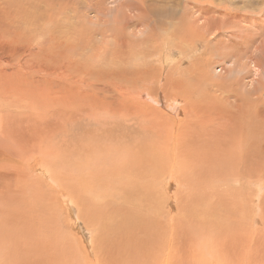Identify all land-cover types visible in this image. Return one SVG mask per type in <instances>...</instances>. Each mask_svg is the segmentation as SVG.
<instances>
[{
    "label": "rangeland",
    "instance_id": "374dc122",
    "mask_svg": "<svg viewBox=\"0 0 264 264\" xmlns=\"http://www.w3.org/2000/svg\"><path fill=\"white\" fill-rule=\"evenodd\" d=\"M92 1L0 0V157L6 149H10L13 152L10 154L7 151L6 154L13 158L11 164H18L20 161L15 158L26 150L28 142L30 144V153L22 164L28 168L27 179L22 183L25 190L22 198V186L15 185L12 178L9 179L14 172L13 175L11 172L5 173L9 181L0 182V224H4L5 216L6 222H9V217L10 221L15 220V224L9 222L15 228L9 223H5L9 225H3V228L0 225V246L4 245L0 247V264H264V183L259 181L260 173H252L250 183L244 180L248 174L217 173L212 170L198 173L200 166L186 168L190 172L185 169L187 174L183 175L187 180L182 178L180 181L172 174V171H176L172 169L175 165L172 151L179 143L173 142V138L177 141L181 133L188 134L194 129L180 123L185 113L205 112L198 117L199 121L211 118L216 111V116H212L215 119H212L217 120L208 125L206 132L222 130L238 115L249 125L257 143L264 138V116L261 117L263 122L254 116L249 118L247 112L242 111L241 102V99H247L245 96L256 87L258 80H261L264 100V62L260 63V60L264 61V0H96L100 12L105 14L89 10ZM89 18L96 20L99 26L90 24ZM103 21L108 26L112 25L106 28L101 25ZM43 26L46 27L42 29ZM99 30L104 31L103 37ZM120 30L124 31L126 37L123 35L122 38L128 43L126 55L122 54L127 59L124 58L126 61L122 62H125L126 69H132L129 73L138 69L143 76L146 65L158 71L157 75L154 72L146 76L149 81L145 84L139 82L145 87L141 89L145 91L144 98L110 87L105 91L102 87L72 90L69 80H62L61 72L66 71L65 67L70 62H76L78 66L72 65L77 66V73L82 79L84 74L91 80L104 77L101 70H108L109 66L105 65L104 60L98 61L96 56L110 58L111 54L103 56L101 52L110 50L111 53V48H117L116 42H122L116 39ZM75 31L81 32L82 36ZM235 34L240 37L235 38ZM72 38L81 44L77 45L73 40V45L69 46ZM194 43L197 52L194 51ZM65 44L68 45L67 49ZM137 44V47H130ZM170 44L173 49H169ZM25 45H29L26 55H38L34 58L25 56L30 61L29 66L20 67L22 62L19 63L18 59L16 63L6 60L5 57L11 59L10 56H14L16 51L22 52L21 46ZM155 45L157 54L151 48ZM69 47L76 49L72 51L73 48ZM258 49L261 51L258 52ZM147 50H152V53ZM95 51L96 54L93 53ZM63 53L65 55L62 56ZM229 53L240 55L246 65L248 78L242 87L237 88V78L243 74H238L240 68L236 65L235 57ZM166 56L171 60L168 64ZM185 56L197 57L202 66L208 67L207 79L214 87L204 81L194 84L192 76L188 84L192 86V91L200 88V95L196 92L198 94L193 96L194 101L200 100L197 104L182 107L185 104L182 98L173 100L174 90L165 85L170 73L164 76L162 73L174 71ZM165 65L166 70L162 68ZM187 65L182 63L180 69L184 71ZM23 68L25 77L20 76ZM171 74L175 82L177 78L182 81L189 78L185 72L183 75L176 74V71ZM194 74L198 75L197 72ZM130 77L125 76L127 84ZM134 81L130 80L131 83ZM189 85H186L187 88ZM162 88L167 90L166 95L161 93ZM27 89L33 97L18 99ZM4 92H10L7 95L9 98H3ZM232 95H237L238 99L235 100ZM11 101L15 102L7 104ZM249 102L251 107L257 105ZM179 105L182 109L178 115L175 108ZM118 107L132 111L128 113L122 110L123 116L107 111L108 108ZM149 107L154 111L148 112ZM141 112L148 117L141 116ZM138 113L136 123L132 125L131 120ZM128 114L133 115L131 119L127 117ZM112 120L122 123L123 130L118 132L114 127L106 128ZM252 137H247L251 139L247 140L253 142ZM40 142L44 144H37ZM17 143L24 149L19 150ZM155 144L158 148H153L158 150L152 151L155 155L148 153L147 150H152L150 148ZM248 146L253 148L256 158L264 156H258L255 152L257 144L250 143ZM101 147L106 149L109 158L101 157L102 163L99 164L92 153ZM116 147L134 155L130 159L134 164L130 172L118 174L120 172L108 165L109 160L121 156L110 154L112 148ZM164 147L168 148L167 151ZM140 148L147 150L142 152ZM181 151L178 147L175 152L180 156ZM138 152L141 154L136 156ZM168 153L171 156L167 160L158 159ZM129 158L126 156L123 159L125 164ZM137 159H140L139 162ZM6 160L0 159V165L7 166ZM181 162L180 159L178 171L184 168ZM79 163H83V172L76 171ZM97 169L100 173L97 175L101 178H97ZM103 169H108V174ZM2 170L7 171L8 168ZM17 171L18 177L21 170L17 168ZM91 174L98 181L89 180ZM79 175H84L85 187L75 185L74 181ZM70 186L73 187L66 190ZM114 191L118 192V196L114 195ZM106 192L110 194H101ZM8 200H11L10 204ZM107 200L110 201L108 206L104 205ZM114 200L116 202L113 204ZM17 203L23 205L14 209ZM81 203L90 209H85L88 215L81 214ZM71 205L75 206L72 207L74 211L70 212ZM20 211L24 213H21L22 216ZM91 212L100 214L94 223L89 220ZM102 213L107 215L102 217ZM108 214L111 215L108 217ZM30 221H34L33 224ZM99 223L104 231L95 230ZM23 232H26L27 239H23Z\"/></svg>",
    "mask_w": 264,
    "mask_h": 264
},
{
    "label": "bare ground",
    "instance_id": "6f19581e",
    "mask_svg": "<svg viewBox=\"0 0 264 264\" xmlns=\"http://www.w3.org/2000/svg\"><path fill=\"white\" fill-rule=\"evenodd\" d=\"M102 2H105V0H101ZM89 10H92V11H95V12H97V13H99V14H105L106 12H100V10H99V7H98V4H97V2H96V0H93L92 1V4H91V6L88 8ZM107 13L109 14V13H111L110 11H107ZM87 17H89V15H86ZM114 16V15H113ZM110 18V17H109ZM105 21H106V19H105ZM105 21H103V23L101 24V25H103V26H105L106 28H109L110 26H108L107 25V23L105 22ZM109 21V20H108ZM111 22V21H110ZM89 23L90 24H95V26L96 25H98V24H96V20H94V19H90L89 18ZM117 23V22H116ZM109 24V23H108ZM5 25V24H4ZM18 25V24H17ZM86 25V24H85ZM14 26V25H13ZM99 26V25H98ZM114 26V25H113ZM21 27V26H20ZM44 27H46V26H43L42 27V29H44ZM104 27V28H105ZM114 27H116V26H114ZM113 27V28H114ZM4 28V27H3ZM15 28V27H14ZM22 28V27H21ZM41 28V27H40ZM103 28V27H102ZM103 28V30H105ZM112 28V29H113ZM48 30V29H47ZM98 30V29H97ZM14 31V30H13ZM40 31L42 32V30L40 29ZM100 31V30H99ZM76 33H77V35H79V36H82V33L81 32H79V31H75ZM102 32H104V31H100V34H101V36H102ZM115 32V31H114ZM39 33V32H38ZM97 33H99V32H96V34ZM46 34H48V33H46ZM87 34V33H86ZM113 34H116V33H113ZM119 34V35H118ZM77 35H73L72 37H75V36H77ZM99 35V34H98ZM103 35H104V33H103ZM117 36H116V39L119 41H122V42H116V45H118L117 46V48H111V53H109V51L110 50H107L108 52H106L105 53V51H102L103 49L100 47V49H101V54L103 55V56H105V55H108V54H111L110 55V58H106V57H102L101 55H97L96 57L98 58L97 60L98 61H100V59H101V61L102 60H104V63H105V65L106 66H109V67H107V69L108 70H101V72L105 75L104 77H98V79H95V80H91L90 78H89V76L88 75H86V74H84V75H82V77L84 78V79H82L80 76H79V74L80 73H77V69H76V67L78 66L77 64H76V62H67V63H69L70 65L69 66H67V67H65V69H66V71L65 72H61V74H63L62 75V80L64 81V82H66L67 80H69V83L71 84V87H72V90H74L75 88H78V89H86V88H92L93 90H95L97 87H102V89L105 91L106 90V88L107 87H110V88H116V89H119L121 92H130L131 94H133L134 96H136V97H138V98H144V96H145V91H143L144 89L143 88H145V87H143L142 85H140V84H145L146 82H148L149 81V79L147 78L148 76H150L152 73H154L155 72V75H157L156 74V72H158L157 70H155L154 69V67L153 66H147L146 65V68H145V70L143 71L144 73H146L145 75H143V76H141L140 74H141V72L138 70V69H136L135 70V72H130L129 73V71H132V69H126L125 67H124V65H125V62H122V61H126V60H124V58L125 57H123V55L127 52L125 49H126V46L128 45V43H127V40L126 39H124V38H122V36L124 35V31L123 30H120V32L118 31V33L116 34ZM49 37H52V36H50V34L48 35ZM78 36V37H79ZM87 36V35H86ZM86 36H84L85 38H86ZM235 38H239L240 37V35L239 34H235ZM78 37H77V41H78ZM99 37V36H98ZM103 37V36H102ZM124 37H126L125 35H124ZM232 37V36H231ZM11 38V37H10ZM43 38V37H42ZM80 38V37H79ZM232 38H234V36L232 37ZM51 39V38H50ZM84 39V38H83ZM87 39V38H86ZM85 39V40H86ZM89 39V38H88ZM92 38H90V40H91ZM45 40V39H44ZM73 38H72V40L70 39V42L68 43L69 44V46L70 45H73V44H71V42H73ZM60 41H62V39L60 40ZM68 42L69 41V39L68 40H65V42ZM75 42H76V39L74 40ZM80 41V40H79ZM84 41V40H83ZM92 41V40H91ZM107 41V40H106ZM25 42V41H24ZM63 42H64V40H63ZM64 42V43H65ZM90 42V41H89ZM97 42V41H96ZM104 42V41H103ZM110 42V41H109ZM108 42V43H109ZM112 42V41H111ZM129 42H131L130 40H129ZM133 42V41H132ZM152 42V41H151ZM77 43V42H76ZM75 43V44H76ZM94 43V42H93ZM19 44V43H18ZM67 44V43H66ZM65 44V45H66ZM74 44V45H75ZM81 44V43H80ZM79 43H77V45H80ZM82 44H84V43H82ZM33 45V44H32ZM91 45V44H90ZM89 45V46H90ZM102 45V44H101ZM194 45V51L195 52H197V45H196V43H194L193 44ZM62 46H64V45H62ZM76 46V45H75ZM87 46V45H86ZM85 46V47H86ZM92 46V45H91ZM105 46V45H104ZM107 46V45H106ZM119 46H122V49L120 50L119 49ZM138 46V44L137 45H130V47H137ZM22 48V52L21 51H16L15 53H14V56H10L11 57V59L10 58H7V57H5L6 58V60H8V61H10L11 62V60H16V59H18L19 60V63H21L22 62V64H20V67H27V66H29L30 65V61L28 60V59H26V57L25 56H28V55H26V52L25 51H27L28 49H26V48H28L29 47V45H25V46H21ZM49 47V46H48ZM67 47H68V45H66V49H67ZM93 47V46H92ZM151 47V46H150ZM193 47V46H192ZM70 48V47H69ZM73 48V49H72ZM72 48H70V49H72V51L73 50H75L76 48H74V47H72ZM79 48V47H78ZM107 48V47H106ZM152 49H153V51L152 50H147V51H152V52H154L155 54H157V49H156V45L154 46V47H151ZM61 49V48H60ZM63 49V48H62ZM61 49V50H62ZM65 49V48H64ZM99 49V50H100ZM150 49V48H149ZM169 49H173V47H172V44H170L169 45ZM44 51V50H43ZM46 51V50H45ZM44 51V52H45ZM77 51V50H76ZM75 51V52H76ZM83 51H84V49H83ZM258 52L259 51H261V50H257ZM47 52V51H46ZM50 52H51V50H50ZM62 52V51H61ZM64 52V51H63ZM151 52V53H152ZM159 52V51H158ZM192 52V51H191ZM194 52V53H195ZM92 53V52H91ZM94 54H96V51L95 52H93ZM121 53V54H120ZM148 53V52H147ZM150 53V54H151ZM193 53V52H192ZM73 54H76V53H73ZM87 54V53H86ZM97 54H98V52H97ZM123 54V55H122ZM128 54V53H127ZM231 56H233V57H235V61H236V65L240 68V70L238 71V74H243L242 76L241 75H238V76H240L239 78H237V81L239 82L237 85V88L239 87V86H244V81L248 78L247 77V68H246V65L244 64V62H243V59L240 57V55H238L237 53H229ZM63 55H65L64 53L62 54V56ZM69 55V54H68ZM71 55V54H70ZM77 55V54H76ZM126 55V54H125ZM142 55V54H141ZM195 56H197V54H194ZM33 56V58H34V56H38L37 54H35V53H33V54H29V56L28 57H32ZM61 56V57H62ZM128 56H129V54H128ZM143 56H146V54H144ZM193 56V55H192ZM192 56H185L184 57V59L182 60V62L179 64V66L174 70V71H172V70H169V71H163L164 73H162V75L164 76V74H166L167 72L168 73H170V74H168V76H167V80H166V78H165V80L167 81L166 82V86H171V88L174 90V96H172V98H173V100H180L181 98H182V100H183V102L185 103L184 105H182V107L183 106H186V105H189V104H197V103H199V100H200V98H198V100L196 99L195 101H194V99H195V97H193L194 96V94L196 95V94H198L199 92V89L200 88H195L193 91H192V86H190L188 83H191V77L193 78V83L195 84V83H197L198 81V83H200V81H204V82H206L210 87H214V84H212V82L209 80V79H207V70H208V67H204V66H202V64L198 61V59H197V57L195 58H193ZM25 57V58H24ZM57 57V56H56ZM71 57V56H70ZM95 57V56H94ZM134 57V56H133ZM132 57V58H133ZM147 57V56H146ZM163 57V56H162ZM5 58L4 57H2V59L4 60V61H6L5 60ZM37 58V57H36ZM66 58V57H65ZM64 58V59H65ZM72 58V57H71ZM131 58V57H130ZM129 58V59H130ZM148 58V57H147ZM24 59H26V60H24ZM61 59V58H60ZM125 59H127V58H125ZM134 59V58H133ZM167 59V60H166ZM166 64H168L169 63V60H170V57H168V56H166ZM22 60H24V61H22ZM65 60H68V59H65ZM65 60H63L64 62H65ZM192 60V61H191ZM29 61V62H28ZM73 61V60H72ZM171 61V60H170ZM103 62V61H102ZM136 62V61H135ZM146 62V61H145ZM264 61H262V60H260V63H263ZM12 63V62H11ZM15 63H16V61H15ZM18 63V62H17ZM18 63V64H19ZM59 63V62H58ZM67 63H65V64H67ZM76 64V65H72V64ZM101 63V62H100ZM103 63V64H104ZM147 63V62H146ZM182 63L183 64H188L187 65V67H185L186 69H184V71H182V69H180V66L182 65ZM134 64V63H133ZM135 65V64H134ZM137 65V64H136ZM140 65V64H139ZM177 66V65H176ZM8 67V66H7ZM126 67H127V65H126ZM144 67V66H143ZM167 66L165 65V66H162V68L163 69H167L166 68ZM106 68V67H105ZM128 68V67H127ZM162 69V70H163ZM180 69V70H179ZM24 68L23 69H21V72H20V74L22 73V75H20V76H26V74L24 73ZM143 70V69H142ZM123 71H125V72H123ZM146 71V72H145ZM176 71V74H179V73H181L182 75H183V72H185L186 74L185 75H188V77L189 78H187V81L185 80V81H182V79L181 80H179L178 78H177V80H176V82H175V77H174V79L172 78L173 76V74H171L172 72L174 73ZM162 72V71H161ZM198 73V75H196L195 76V74L194 73ZM84 73V72H83ZM262 73V72H261ZM129 75H131V77L128 79L129 80V83L127 84V81L125 80L126 78H125V76H129ZM167 75V74H166ZM147 76V77H146ZM154 76V75H153ZM152 76V77H153ZM172 76V77H171ZM195 78V79H194ZM21 79V78H20ZM28 79V78H27ZM150 79H151V77H150ZM88 80L90 81V82H88ZM130 80H135L133 83H131L130 82ZM22 81H25V78L23 79L22 78ZM139 82H140V84H139ZM162 82V81H161ZM25 83V82H24ZM23 83V84H24ZM260 83H261V80H258L257 82H256V87L252 90V91H249L248 92V96H245V93H244V96L247 98V99H241V102H242V105H243V109H242V111H245V112H247V114H248V116H249V118L250 117H252V116H254L255 118H259V121L260 122H263V119L261 118V117H263L264 116V103H263V101L264 100H262V97H263V95L261 94V93H263V91L260 89ZM27 84H29V83H27ZM201 84H202V82H201ZM201 84H199V85H201ZM20 85V84H19ZM18 85V87H20ZM25 85H26V83H25ZM29 85H32V84H29ZM164 85V86H165ZM186 85H189L190 86V89H191V91H190V89H188L189 88V86H188V88H187V86ZM198 85V84H197ZM196 85V87H198ZM22 86V85H21ZM24 87V86H23ZM27 87H28V85H27ZM71 87H69V89L71 88ZM193 87H195V85L193 86ZM202 87V86H201ZM169 88V87H168ZM237 88H236V90H237ZM141 89H143V90H141ZM163 89V88H162ZM9 90V89H8ZM7 90V91H8ZM71 90V91H72ZM218 90V89H217ZM235 90V91H236ZM12 91V90H11ZM30 90L29 89H27V91H26V93H23V95L21 96V97H19L18 99H20V100H22V98L25 96V97H28V99H31L33 96H31V94L32 93H30L29 92ZM35 91V90H34ZM160 91V90H159ZM163 91V92H162ZM161 91V93L163 94V95H166L168 92H167V90H162ZM13 92V91H12ZM185 92V93H184ZM196 92H198V93H196ZM5 94H3V98L4 99H6V98H9V97H7V95H8V93H10V92H4ZM81 93H79L78 95H80ZM14 95V94H13ZM94 95H95V93H94ZM198 95H200V93L198 94ZM1 96V95H0ZM206 96L209 98V93H207L206 94ZM29 97H31V98H29ZM35 97V96H34ZM202 97V96H201ZM232 97L233 98H235V100L236 99H238V96L237 95H232ZM81 98H83V97H80L79 99H81ZM148 98V97H147ZM197 98V97H196ZM28 99H27V101H28ZM36 98H34V100H35ZM212 99H214L213 98V96H212ZM216 99V98H215ZM219 100V99H218ZM228 100V99H227ZM68 101H70V99H68ZM98 101L100 102V98L98 99ZM198 101V102H197ZM249 101H253V102H255L257 105L255 106V107H251V105H250V102ZM15 101H11V102H7V104H12V103H14ZM24 102V101H23ZM161 102H162V100H161ZM28 103V102H27ZM34 103V102H33ZM37 103V102H36ZM151 103V102H150ZM153 103V102H152ZM177 103H182V101L181 102H177ZM32 104V103H31ZM35 104V103H34ZM154 105V104H153ZM29 106V105H28ZM40 106V105H39ZM181 105H179V106H177V108H175V111H176V113L179 115V111H181V109H182V107H180ZM259 106H262V107H259ZM34 107V106H33ZM194 107V106H193ZM238 107H240L239 105H238ZM253 108V109H252ZM29 109V108H28ZM252 109V110H251ZM24 110V109H23ZM122 110H124L125 112H128V113H130L132 110L131 109H129V108H127V109H124V108H122V107H118V108H108V112H112L114 115H125L123 112H122ZM36 111H37V109H36ZM154 111V109L153 108H151V107H149L148 108V112H153ZM215 113H216V111H214ZM217 112H219L218 114H220V115H223L222 113H220V111H217ZM234 112H236V111H234ZM234 112H231L230 114H234ZM34 113V112H33ZM37 113V112H36ZM215 113H214V115H215ZM23 114H24V111H23ZM22 114V115H23ZM31 114V113H30ZM140 113H138V114H136V116H134V118L131 120L132 121V125L133 124H135L136 123V118H137V116L139 115ZM204 114H206L205 112H200V111H196L195 113H185L184 114V118H183V121L181 122L180 121V123L182 124V123H186V125H189V126H191V127H193L194 129L191 131V132H189L188 134H183V133H181L179 136H178V138L179 139H177V141H174V140H176L175 138H173V142H179L178 144H177V146L179 147V149H181L182 151H181V155L179 156V154H177L175 151L177 150L178 151V147L176 146V148H175V150L174 151H172V153H173V158L174 159H172L173 160V164H175V165H173L174 167L172 168L173 170L174 169H176V171L174 170V172L172 171V174H174L175 176H176V178H178L180 181H182V178H184V179H186L187 180V178L183 175V174H185L186 172H185V169L186 168H194V167H196V166H200V170H197V172L198 173H203V171H206V172H208L209 170H212V171H214V172H217V173H219V172H221V171H226V172H229V173H236V174H240V173H245V174H243V175H247L248 174V176L247 177H244V180L246 179L247 181H248V183H250L249 181H251L250 179H251V175H253L252 173H256V172H258V174H259V181H260V183H264V156L262 155L261 157H258V158H256L255 156H253V148H250L248 145L250 144V143H254V144H257V146H258V148L256 147V153L258 154V156H260L259 154H264V152H263V150H264V138H262V139H260L259 141H258V143L256 142V140H255V137L253 138L252 137V133H251V129H250V127H249V125L247 124V123H245L243 120H241V118L237 115V113H236V117H233L229 122H228V125L227 126H225L222 130H213V131H211V132H206L205 130L207 129V127H208V125L209 124H211L213 121H216L217 120V118H216V120H214L215 118V116L214 115H211L210 117L211 118H209V119H201V120H197L198 119V117H200V116H202V115H204ZM159 115V114H158ZM219 115V116H220ZM24 116V115H23ZM23 116L21 117V118H23ZM132 116L133 115H131V114H128L127 115V117L128 118H132ZM141 116H145V117H148L147 115H146V113H142L141 112ZM162 116V115H161ZM212 116H214V117H212ZM120 117V119H121V116H119ZM163 117V116H162ZM223 117V116H222ZM221 116H220V118H222ZM212 118H214V119H212ZM224 118V117H223ZM222 118V119H223ZM113 120H115V119H113ZM111 121L110 122V124L108 125V126H106V128H110V127H114L118 132H120L121 130H123V128H124V125L122 124V123H120V122H115V121ZM103 127V126H102ZM144 128V127H143ZM146 130H148V128L146 127L145 128ZM102 130V129H101ZM104 130V129H103ZM100 131V130H99ZM101 132V131H100ZM11 134V133H10ZM99 135V134H98ZM97 136V135H96ZM99 136H102V135H99ZM105 136V135H104ZM17 137V136H16ZM16 137H15V139H16ZM247 137H252V140H253V142H251V141H248V140H251V139H248ZM2 138V137H1ZM7 138H11L10 136H8ZM103 138V137H102ZM200 139L201 141H199L198 139ZM257 138V137H256ZM18 139V138H17ZM100 139V138H99ZM248 139V140H247ZM97 140H98V137H97ZM102 140V139H101ZM169 140V139H168ZM246 140L249 142H246ZM98 141H100V140H98ZM114 141L115 142H117L118 141V139L117 138H115L114 139ZM172 142V141H171ZM158 143V142H157ZM163 145H165L164 144V142H161ZM246 143H248L247 145H246ZM37 144H40V145H43L44 143H42V142H40V143H37ZM176 144V143H175ZM157 144H155V146H153L152 148H150V149H152V150H147V149H142V148H140V150H142V152H144L145 150H147L148 151V153H153L154 155H155V152H152V151H154V150H156V149H158L157 147ZM167 146V145H166ZM246 146H248V147H246ZM255 146V145H254ZM19 150H23L24 148H23V146L21 145V144H19V143H17V146H16ZM168 147V146H167ZM25 148H26V150L24 149L23 151H22V153H21V155L20 156H18V157H16L15 158V160H17V161H20L18 164H11V161L13 160V158L11 157V155H7L6 154V152L8 151V153H10L11 154V152H13L12 150H10V149H6V151H5V153L0 157V159H3V158H6V159H8V160H6V165L7 166H1L0 165V182L1 181H9L8 179H7V176L5 175V173H7V172H11L12 173V175H13V172H14V175L13 176H11L9 179H11L12 178V180L14 181V184L15 185H17V184H19V185H21L22 186V189L20 190V198H22V195H23V191H25V190H23V187H24V185L22 184L23 183V181L25 180V179H27L26 178V176H27V171H28V168L26 169V166L27 165H22L23 164V162H24V159H25V157L30 153V144H29V142L26 144V146H25ZM148 148V147H147ZM153 148H156V149H153ZM255 148V147H254ZM88 149V148H87ZM113 150H111V152H110V154H112V155H116V154H120L121 156H119V157H117V158H114L113 160H109V163H108V165L110 166V167H112L111 169L112 170H115V171H117V173L118 172H120V173H118V174H122V173H124V172H130V170H131V168L134 166V164L132 165V163H131V160L130 159H132L131 157H133V156H131L132 154H131V152H129V151H127V150H124V148H122L121 149V147H116V148H112ZM161 149V148H160ZM164 150H166L167 151V149L168 148H163ZM205 150H209V151H205ZM248 150V151H247ZM139 151V150H138ZM147 151H146V153H147ZM156 151H158V150H156ZM203 151H205V152H203ZM253 151V152H252ZM106 149L104 148V147H101V148H99V149H97L94 153H92V154H94V155H96V157H97V162L100 164V163H102V160H101V157H103L104 159H108L109 157L106 155ZM160 152V151H159ZM213 152V154H211ZM160 153H165V152H160ZM133 154H135V153H133ZM139 154H141V152H138L137 154H136V156H138ZM145 154V153H144ZM153 154H152V156H153ZM171 154V153H170ZM169 153L168 154H166L165 156H160L158 159H166L167 157H169V156H171ZM148 155V154H147ZM149 155H151V154H149ZM126 156H128V157H130L129 158V160H128V162L125 164L124 163V161H123V159L124 158H126ZM135 156V157H136ZM141 156H143V154L141 155ZM141 156H139L140 158H141ZM257 156V155H256ZM67 157V156H66ZM138 157V158H139ZM151 157V156H150ZM177 157L179 158V160L181 159V167H182V165L184 164V168L182 169V170H180V171H178V168L177 167H179V160L177 161ZM73 158V157H72ZM134 158V157H133ZM28 159V158H27ZM78 159V158H77ZM92 159V158H91ZM95 160H96V158H94ZM136 159V158H135ZM120 160V161H119ZM126 160V159H125ZM138 160H140V159H137V161ZM155 160V159H154ZM153 160V161H154ZM157 160V159H156ZM167 160V159H166ZM250 160L252 161V162H250ZM133 161V160H132ZM136 161V160H135ZM93 162V161H92ZM96 162V163H97ZM120 162H122V163H120ZM139 162V161H138ZM151 162V161H150ZM75 163V162H74ZM135 163V162H134ZM27 164H28V162H27ZM76 164H77V162H76ZM82 164L83 163H79V165H78V167L76 168V171H80V172H83L82 170ZM98 164V165H99ZM103 164H105V163H103ZM121 164H124V165H122L121 166ZM162 164V163H161ZM102 165V164H101ZM100 165V166H101ZM106 165V164H105ZM107 165V166H108ZM155 165H156V163H155ZM249 165H253L254 167H250ZM71 166V165H70ZM82 166V167H81ZM99 167V166H98ZM97 167V168H98ZM105 167V166H104ZM8 168V170L7 171H3L2 169H7ZM17 168L18 169H20L21 170V175L19 174V176L17 177L16 175H17ZM32 168H35V167H32ZM103 168V166L101 167V169ZM109 168V167H108ZM116 168H118V169H116ZM101 169L99 170L100 172H101ZM180 169V168H179ZM216 169H219V170H217L216 171ZM103 170H105V169H103ZM102 170V171H103ZM187 171L189 170V169H186ZM94 171H96V170H94ZM93 171V172H94ZM106 171V170H105ZM105 171H103V172H105ZM110 171V170H109ZM211 171V172H212ZM235 171V172H234ZM260 171V172H259ZM102 172V173H103ZM108 172V169H107V171L105 172V174ZM189 172H190V170H189ZM192 172V171H191ZM210 172V171H209ZM110 173V172H109ZM112 173V172H111ZM48 174V173H47ZM94 174H95V172H94ZM97 174H100L99 172H98V169H97V173H96V175ZM108 174V173H107ZM187 174V173H186ZM205 174H207V173H205ZM249 174H250V176H249ZM102 175H104V174H102ZM101 175V176H102ZM200 175V174H199ZM209 175V174H208ZM227 175V174H226ZM98 177L97 178H99L100 177V175H97ZM234 175H232V177H233ZM86 177V176H85ZM205 177L206 176H204V180H205ZM249 177V178H248ZM101 178V177H100ZM235 178V177H234ZM236 178H237V176H236ZM235 178V179H236ZM254 178H255V176H254ZM88 179L89 180H91V181H98L94 176H92V174H91V176L90 177H88ZM198 180H200L199 178H197ZM224 179V178H223ZM229 179V178H228ZM253 179V178H252ZM256 179V178H255ZM105 180V179H104ZM218 180V179H217ZM233 180V179H232ZM238 180L240 181V179H239V177H238ZM43 181V180H42ZM235 182H236V180H234ZM253 181V180H252ZM2 182V183H3ZM18 182V183H17ZM212 182V181H211ZM228 182H229V180H228ZM9 183H11V182H9ZM36 184H37V182H35ZM74 183H75V185H83V187H85V178H84V175H79V176H77V178L75 179V181H74ZM247 183V184H248ZM68 184V183H67ZM188 184V183H187ZM237 184H239L238 182H237ZM243 184V183H242ZM247 184H245V185H247ZM70 185V184H69ZM89 185V184H88ZM244 185V186H245ZM39 186H40V184H39ZM60 186V185H59ZM81 186L79 187V188H81ZM29 187H31V186H29ZM71 187H73V186H70V187H68L66 190H69ZM2 189V188H1ZM0 189V190H1ZM28 189V188H27ZM63 189V188H62ZM9 190V189H8ZM17 190H18V188H17ZM35 191V190H34ZM0 192H2V190L0 191ZM30 192V191H29ZM33 192V191H32ZM110 192V191H109ZM117 192V191H116ZM34 193V192H33ZM118 193V192H117ZM117 193H115V191H114V195L116 196V194ZM25 194V193H24ZM102 195H109L110 193H108V192H106V193H101ZM120 194V193H119ZM31 196V195H30ZM117 196H118V194H117ZM210 196V195H209ZM11 197V196H10ZM29 197V196H28ZM122 197V196H121ZM12 198V197H11ZM212 198V197H211ZM43 199V198H42ZM39 200V199H38ZM2 201V200H1ZM11 201V200H10ZM9 200H8V202H9V204L11 203ZM22 201V199H20V202ZM25 201V200H24ZM27 201V200H26ZM16 202V201H15ZM116 202V200H114V202H113V204ZM1 203V202H0ZM24 203V202H23ZM23 203L22 204H20L21 206L23 205ZM112 203V202H111ZM15 204V203H14ZM18 204V203H17ZM19 204H18V206H16V205H14V206H16V207H14L13 206V208L15 209V208H18L19 206H20ZM104 205H110V201H105L104 202ZM230 205V204H229ZM4 206L5 205H3V209H4ZM75 205H71V208L69 209L70 210V212H71V210H73L74 211V209H72V207H74ZM10 208H11V206H10ZM264 208V207H263ZM0 209H1V207H0ZM6 209V208H5ZM80 209H81V214L84 216V213H86L87 215H88V213H87V211L85 210V209H88V210H90L88 207H85V205H83V203H81V205H80ZM7 210V209H6ZM15 211V210H14ZM0 212H2L1 210H0ZM12 212V211H11ZM23 211H20V215H21V213H22ZM26 212V211H25ZM112 213V212H111ZM213 213V212H212ZM22 214H24V213H22ZM81 214H79V215H81ZM103 214V213H102ZM102 214H101V216H102ZM112 214H114V213H112ZM115 214H116V212H115ZM9 215H11V214H9ZM8 215V216H9ZM19 214H16V216L19 218V216H20ZM33 215V214H32ZM104 215H107V213H105V214H103V216L102 217H104ZM109 215H111V214H108V217H109ZM117 215H118V213H117ZM22 216V215H21ZM20 216V217H21ZM27 216V215H26ZM29 216V215H28ZM100 216V214H93L92 212H91V214H90V216H89V220H91V222L92 223H94V221H96L97 220V218ZM4 217V216H3ZM29 217H32V216H29ZM6 216H5V219L3 218V220L5 221H2V223L4 222V224H0L2 227L1 228H3L5 225H9L10 223L9 222H12V220L10 221V217H9V222H6ZM16 218V217H15ZM15 218H11V219H15ZM24 218V217H23ZM27 218V217H26ZM79 218H81V217H79ZM207 219H208V217H206ZM25 219V218H24ZM86 219V218H85ZM101 219V218H100ZM18 220V219H17ZM20 220H22V217L20 218ZM20 220H18V221H20ZM31 220H35L34 218H32ZM79 220H81L82 221V219H78V221ZM87 220V219H86ZM210 220V219H209ZM15 221V220H14ZM13 221V222H14ZM17 221V222H18ZM207 221V220H206ZM12 222V223H13ZM22 221H20L19 223H21ZM31 222V221H30ZM32 222H34V221H32ZM31 222V223H32ZM86 223H88V222H90V221H85ZM205 222V221H204ZM5 223H9V224H5ZM11 223V224H12ZM19 223H17V224H19ZM23 223V222H22ZM79 223V222H78ZM85 223V224H86ZM102 223V222H101ZM11 224L9 225V226H11ZM13 224H15V223H13ZM12 224V226H13V228H15V226ZM33 224V223H32ZM89 224V223H88ZM87 224V225H88ZM98 224V223H97ZM103 224H105V223H102V225ZM4 225V226H3ZM100 223H99V225H98V228H97V226H95V230L97 229V230H99V231H104V230H101V226H102ZM93 226V225H92ZM105 226V225H104ZM211 226V225H210ZM90 228V227H89ZM88 228V229H89ZM100 228V229H99ZM92 229H94L93 227H92ZM17 230V229H16ZM22 231H24V230H22ZM16 232V231H15ZM39 232V231H38ZM1 233H3V232H1ZM6 233V232H5ZM5 233H3V234H5ZM7 234V233H6ZM9 234H11L10 232H9ZM23 234V239L24 238H26L27 237V234H26V232H23L22 233ZM96 234H97V232H96ZM115 235V234H114ZM4 236H6V235H4ZM99 236V235H98ZM35 238V237H34ZM104 238V237H103ZM27 239V238H26ZM25 239V240H26ZM37 239V238H36ZM39 239V238H38ZM36 242V241H35ZM210 243V242H209ZM24 244H26L25 243V241H24ZM94 244V243H93ZM92 244V245H93ZM2 246V245H1ZM0 246V247H1ZM4 246V245H3ZM2 246V247H3ZM1 247V248H2ZM114 248V247H113ZM212 250V249H211ZM93 252V251H92ZM6 254H7V252H6ZM205 259V258H204ZM110 263V262H109ZM62 264V263H61ZM114 264V263H113Z\"/></svg>",
    "mask_w": 264,
    "mask_h": 264
}]
</instances>
